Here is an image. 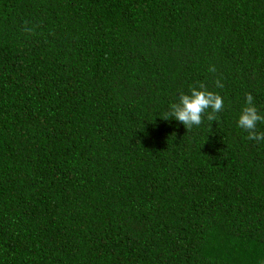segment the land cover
Instances as JSON below:
<instances>
[{
  "label": "trees",
  "instance_id": "obj_1",
  "mask_svg": "<svg viewBox=\"0 0 264 264\" xmlns=\"http://www.w3.org/2000/svg\"><path fill=\"white\" fill-rule=\"evenodd\" d=\"M200 84L216 120H165ZM249 93L264 0H0V264H264Z\"/></svg>",
  "mask_w": 264,
  "mask_h": 264
},
{
  "label": "clouds",
  "instance_id": "obj_2",
  "mask_svg": "<svg viewBox=\"0 0 264 264\" xmlns=\"http://www.w3.org/2000/svg\"><path fill=\"white\" fill-rule=\"evenodd\" d=\"M209 71L214 72L215 68L212 67ZM223 108V97L219 93L207 89L204 84H200L199 87H191L187 93L180 92L178 101L169 106L168 115L164 119H174L188 129L193 125H200L206 112L210 121L216 120L214 114ZM259 122H264V113H261L255 104L253 95L249 93L246 96L245 105L238 115L237 126L248 132V139L264 142V132L257 131Z\"/></svg>",
  "mask_w": 264,
  "mask_h": 264
}]
</instances>
